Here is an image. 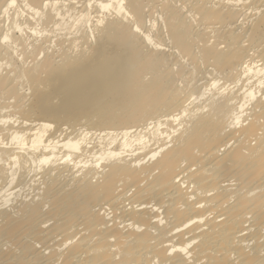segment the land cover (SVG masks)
<instances>
[{"label":"bare ground","instance_id":"obj_1","mask_svg":"<svg viewBox=\"0 0 264 264\" xmlns=\"http://www.w3.org/2000/svg\"><path fill=\"white\" fill-rule=\"evenodd\" d=\"M0 264H264V0H0Z\"/></svg>","mask_w":264,"mask_h":264}]
</instances>
